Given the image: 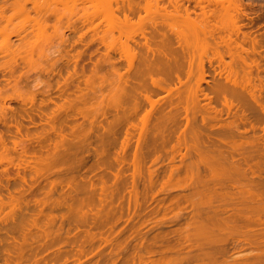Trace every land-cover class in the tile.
Masks as SVG:
<instances>
[{
	"label": "bare ground",
	"instance_id": "1",
	"mask_svg": "<svg viewBox=\"0 0 264 264\" xmlns=\"http://www.w3.org/2000/svg\"><path fill=\"white\" fill-rule=\"evenodd\" d=\"M144 1L146 4L142 6L138 2L135 3L134 0L133 1L132 0H13L10 4H5V5L0 6V20L1 21H4L6 18H8L7 19L8 23H11L13 21H17L18 19H20L19 17L21 16V18H23V19H21V23L23 22L25 24L26 23L27 24H29V23L30 24L31 23L36 24L31 28H28V27H21V28H15V27L13 28L12 27V28H9L8 25L0 28V38L2 39V41L0 42V57L6 58L8 56H11V59L8 58V60H5L2 63H0V100H4V101L13 100L11 97L12 95L11 96L7 95L9 89L14 91L15 93L19 92L18 94L20 95V92H21L20 89L23 87V84L24 83L27 84V82L24 81L25 76H26L25 73H27V72H25L24 74H20L18 72L20 71V68L22 65L25 66V64L28 65V64H30V62H31V64L34 62V56H35L34 53L36 52V49L38 47H40V50L38 48L39 56L37 54L36 55L40 59L42 57L43 59H46L48 61L47 64L45 63L46 65H44L45 67L43 68V70H41V73L43 71V73L47 75V76L45 75L47 77V80L46 81L44 80L45 84H43L46 87V89L44 91L38 93V94H32V95H34V97L30 100V103L32 104V106H35V109H31V111H28L27 108H24L22 111H19V110H15L11 107H7L4 105L0 106V126L5 127L4 130H2L0 127V162H1V160L4 161L3 157L6 158L7 155L11 156L12 155L11 152L17 153L18 156H20V158L22 157L23 160L25 157H28L30 152L31 153L32 152L34 153V151L36 152L37 148L34 146L36 143L34 141V139H36V140L38 139L37 140L38 144L37 143L36 144L39 145V147H40L38 149L41 150V156H42V151L45 150L46 152L49 153V154L47 153L46 156H49V157H50V154H51V156L54 157L57 154V152H59L58 154H60V156H61L60 152L62 150H65V149H62L60 151H59V149H61L63 147L64 142H65L64 146L66 144H70L69 141H68V143H66V141H67L66 139H68V138H80L83 135L85 136V138H90V136H91V138H93L91 133L93 134L94 132H96L95 130L98 131L99 129H102V131H103L99 135H96L97 138H111L113 141V138H118L117 135H119L120 129L122 128L120 126V124H122L121 122L122 121L123 122H129V120L133 119L134 120L133 124L136 123L135 122L136 116L138 117L139 114L142 113L144 110L143 109L144 105L142 106V104H145V107H147L145 101L146 102L148 101L149 102L148 105L150 104L149 107L151 106V108L147 109V111L145 110L146 112L145 113L143 112L144 114L142 113V117L140 115V117L142 119H141V123L140 124L138 123V125H140L141 127L139 128V131L135 130L136 132L137 131L139 132V133L137 132L139 135L138 136L139 139L137 142V148L136 149L134 148L136 150V152L134 151V153H133L134 154V157H133L134 161L132 160V162L134 164L133 163L132 164H133V166H135V168L141 167L146 162V158H147L146 156L148 155V152L146 151L147 154L145 156V152L143 151L144 147H147L148 149H154V151L159 150V148H160V150L162 151L165 149L166 144H167V142L165 143L166 140L163 141V144H165V146H163V148H162V144H161L162 142L160 141V139H161L160 138L159 139V141L161 142V143L159 142L160 147L157 149V147H158L157 141L158 140H156V138L153 139L155 137L156 131H155L154 127L149 128V126L150 127L152 126V122H151L152 119L158 118V121H159L158 115L161 114L159 112H161L160 108H162V106L159 104L162 100L160 101V99H158L160 102L157 101V103H156V101H153L155 98L152 96L154 94V92L152 94V91H150L151 92L150 93L151 97H150V95L148 93L149 91L147 90L148 88L146 85L147 84L146 81H148V80L146 78L148 77L149 80L152 79L150 82H152V84L156 88H158L156 90H159V92L161 89H164V88H166L168 90L167 91L166 89H164V92L165 91L168 92V93L165 92L167 94L166 96H164L165 99H169L167 97L168 95L173 96L176 93H178V94L180 93V95H181V94L185 93L184 91L181 93V90H183L184 88H187L190 85L191 80H189V79L185 80V79L181 78L180 71L182 68L184 69V66L186 64L188 66L187 73H188V75L191 74L192 73L191 69L195 67L194 63L196 62V60L198 58L197 54H196L197 57L196 58L194 57V54L192 53L194 51L193 48H195L196 46L202 47L204 52H205V53L203 52V54L206 57V56H208V53L210 51L213 53V50H211V48H213V49L216 48L214 46H216L217 44H218L217 45L218 48H219V46H225L226 45L230 48V50H229V48L227 47L228 52H230L229 53L230 56L235 55L234 58L232 57L233 59L231 58V60L233 61V60L237 59L235 57L240 52L239 51L240 45L238 43L240 41H238V40L240 38V35L243 34L242 39H243L244 43L248 42L250 45L249 54L246 52H245V54L249 55V59L251 62L249 63L248 61H246L247 58H245V57L247 55L245 56V54L243 56L241 55V57H238L239 59H237V60H241V62H242L241 65H243V66L245 64L247 65V62H248V65L250 64V66L245 65V67H248L250 69L251 72L249 71V69H248V71H249L251 76L248 77L249 73H248V76L246 75L248 72L247 71L245 73V75L249 79L248 78H247L248 80L244 79L246 76L242 79V76H244V74L240 75L237 72L239 69L235 68L236 67L235 65L240 64L241 62L236 60L239 63L234 61L236 63L235 65H232L231 62H230L231 64L230 63L226 64L224 59L226 58V56H227L226 54H228V53L226 52V54H224L226 56L223 58L222 57L223 53L221 52L222 53V56H221V53L217 48L218 52L216 51V49H215V51L219 54L217 55V53L215 52V55L213 58H215L216 55L217 56L220 55L219 56L220 65L218 66V69H214L213 72H215L216 75L221 78V80H219V77L216 76L220 83L222 81H224L226 83L217 85L216 88L213 90L216 91V94L223 95V96H225V98H227V95L229 94L231 96L240 98L241 100L243 98H245L247 96V93H248V95H249L248 98H250L252 101V104L250 106H247V108L244 107V109H242L243 108L242 107L240 110L239 108L241 106L239 107L237 105L239 107V108L237 107L238 108L237 109L236 106L229 103L232 101H228V102L225 101L226 104L224 103V105H226L225 107L227 109H225V107H224V109L227 110L229 115H228V113H226V114L230 117L231 112L235 113L234 108H236L235 111L236 110L238 111V112L236 111L238 113L237 116H239V113H240L241 117L243 116L242 119L238 118L239 120H242L241 123H244V121H245V124L248 123V125H250L249 129L246 128V130H245L246 133H250V131H251L256 136V135H258L257 132L261 131L263 134L261 136H259L260 135L259 134L258 135L259 137H256L255 139L253 137L254 140L249 139L250 149H249V147H248V149L250 151L248 153L247 148H245V147H247V145L245 143L246 142L248 143V141H246V142L243 141V142H245L244 143L245 145L243 144V142L241 140L238 141L235 138H233V140L229 138V141H227L226 137H225L226 140L223 138L222 139L220 138V136H222V135H220V133L217 134V135H219L218 137L220 139H216L217 137H212V136H215L216 133H218V132H215L217 127L214 130L215 126L213 127V125H210L209 122H208L209 126L212 127L210 129H213L212 130L213 135L211 134L212 136L209 134L211 132H208L209 135L206 134L207 133L206 128L203 129V131L200 130V131H196V132H194V130L196 129L194 126H193L194 130H193L192 126H191L192 129H191L189 124H192L193 120L191 122L190 119L193 116L197 117L198 116V110H200L198 108L203 106L201 104H200V106L198 105V101L200 100L199 99L200 94H199V96L197 94H198V92H200L198 89H200V87H202L200 85V83H202L203 80H204L203 82L206 81L205 76H207V74L205 75V73L208 72V71L205 72V70H204L206 68L203 65L204 61L200 60V62H197V63H199L198 65H200L201 68L200 67L198 68V66H196V69L198 68L197 72L193 71V73L195 74V72H196V75H198L197 73H199V71H201V70L204 73H202V72H200L202 74L199 73V76L200 75L201 76L199 77V81H197L198 87L197 88L194 87V84H193L194 91L196 89V92L192 93L194 95H192V96L188 95V96H190V98H193V100H191L192 103L190 101L191 104L188 103L189 104V106H188L186 104V101L189 102V99H187L185 96L184 99H187L185 101V103L183 102L180 104L177 103L178 105L176 104L177 107H179V105L184 104V107L182 106L183 107L182 109H184L185 112L183 110H181V108H180L181 106L179 108H177V107H175V105H174L173 111L176 108L177 110H179V109L181 110L182 115L186 114V116L183 115V117H180V118L181 119L183 118V120H185V119L187 120V124L189 125V129L191 131L193 130L191 132V134L193 133L196 136L195 138L201 136L202 133L203 134L201 137H203V135L206 134L207 138L210 137L211 139L214 140V141L213 140L210 141L211 142L210 144L214 145V146H211V148L213 147L215 150H218L221 153L213 150V148L211 149L209 144L207 145V143H205V141H203V145L206 144L205 145L206 147L209 146L210 150L211 151L213 150L212 151V152H214L213 156L219 154L218 156L211 157V156H209V154L206 155L205 151L208 152L207 150L209 148L205 149V151H203L204 152V154H203V153L199 152L195 147L190 146V149L192 147V149H191L192 151L194 149H196L195 152L197 151L200 153L198 155H197V152L195 153V155H197L196 157L200 158L199 159L200 161H198V159H197V161L199 163L195 160L197 162V164L195 163L196 165L194 164L195 168H196V169L194 168L195 172L199 173V171L201 170L200 166L201 167L203 166V169L207 173H203V174H201V176L196 175V177H197V178L195 177L196 179L194 177H193L194 179L192 178L193 181L191 183L192 184L191 187L192 188L195 187V184L197 186V189L195 191L193 190V193L198 191V189L200 188L199 186L204 187L202 189L200 188L199 193L196 192L194 195L196 197V195L199 194V196H200V198H198L199 200L197 199V201H195V200L191 201L190 197H188V200H185L186 199V195H185L184 202L187 201V203H189L190 206L185 207V205H182L179 202L178 204L182 205L181 209L178 207V204L176 203V201L177 202L182 201V199L180 200V197H178L175 199H179V200H176V201L172 200V201H175L174 203L177 204V207L179 208V210L182 213H185L186 211L189 213V215H188L189 218H188V221L186 223V227L173 231L174 234L177 235L176 242L173 244L170 243V238L166 234L165 235L161 234L160 236H156L155 239L148 244L144 243L145 242L144 239H141V238H143V236H142V237H140L141 241L139 243L141 246H139L138 248H140V247L145 248L147 246L148 250L146 251V253L148 255H152V254L154 255V254H156V251L152 250V248L160 246V241L163 242L164 240L166 241V239H167L168 245H166L165 250H163L160 253L161 258H158L157 260H153L152 264H264V175H263L264 174L263 173L264 172V126H263L264 125V103H263V97H262V93L264 92V77L261 76L264 73V32L263 33L261 32L262 34L260 37H258L257 35L252 36V34H250V36L247 37L245 33H242V29H243V27H245V24L242 23L243 19L248 18L247 6H249L251 8L252 4L246 3L245 0H144ZM64 2H66L65 5L66 4L68 5V3L70 5V3H72L73 6L72 5H70V6L73 7V9L69 5H68V7L64 6V4H63ZM191 3H194V5H195L194 8H191V6H190ZM62 4L65 8H67V11H69V8H71L72 9V10L70 9L71 12H68V13H67V11L66 12L64 11L62 13L59 12V10H58L59 6L58 5L62 6ZM196 9H198L199 12H197ZM6 10H13V13L10 16L5 15ZM142 11H144L146 13V16L141 15ZM32 12L36 13V17L32 16ZM121 14H123V18L120 17ZM134 16H137L136 21L133 19ZM224 16L231 18L232 20L231 19L230 20L228 19L229 21L226 20L227 23H224V21H223L224 28H222L223 26H221V21H222V18ZM17 17H18V19L15 20ZM2 19H4V20H2ZM24 19H25V21H24ZM97 20H101V22L106 21L109 24L108 34H110V36H111L110 42H112V39H113V41L116 40V38L114 36V34L116 32L119 33L118 40H120V39L122 40V38L123 39L125 38V42H122L123 43L122 46L124 47L125 51H124V53L122 52V54H120L119 59L117 58L118 60L116 59L115 56H113V54H116V51H115L116 45L115 44L118 42V40H117V42L114 41L115 44H113V42L110 44L109 42H106L105 39H103V38H100V39L95 38L94 34H96L97 32L100 31L101 24H102V23H98L95 25V22ZM223 20H225V19H223ZM18 21H20V20H18ZM51 21L56 23L55 25L53 24L52 27H53L54 32L56 33V34L54 33V35L58 36L60 39V47L63 48L65 50V52L68 54L67 56L63 55L61 58L54 60V61H51L52 53L50 54L48 52L49 54H45L48 50L46 52L44 51L45 53L40 52V51L46 50L45 48H46V46H48V45H46V43L47 44L51 43L50 39H51L52 34H50L51 35L50 36L49 32L47 30L49 27H51L50 26ZM231 21L233 22L231 25L232 28L230 27V29H227V26L228 27L230 26ZM65 23L67 24V27H66ZM77 23L81 24L82 27L88 26V28L86 29L85 33L82 32L78 36V40L76 39L71 44V43H69V38L66 36V32H71V33L75 34L79 31H81L82 27L79 25L76 26ZM148 23L151 25V27L153 29V36H151L150 38L146 37V33H148L147 28H146ZM63 24H65V27L63 26ZM160 27H163V28L160 29ZM27 32H30V33L32 32V34H35V36L37 35L36 36L37 39L34 40L33 42L32 41L31 42L30 41H24L22 39L23 38L22 35L24 33L27 34ZM89 32L93 33V38L89 41V43L87 42L86 46L89 47L92 45V43L99 42L101 45L105 46L106 52L96 62L92 63L91 67L87 68L85 65L80 66V60L85 55V51H75V53L71 54L70 50H72V49H70V50L67 49L68 48L67 46H68V44H70V47L73 48V50H75L74 46L75 45L77 46L78 43L84 42V38L87 36V34H89ZM13 36L20 39L22 41V43L20 42V44L18 46H15L16 44H13V41H12ZM234 36L236 38H233ZM137 37L144 38L145 42L144 43L138 42L136 40ZM40 43H42L46 46H44V47H43V45L38 46ZM219 43H220V45H219ZM222 43H224L225 45L224 44L221 45ZM233 43H236V46L234 44V48L238 47V45H239L237 52H236L237 48L234 49V48L230 47ZM122 46H120L121 49H123ZM208 47L210 48V50L207 49ZM41 48H43V50ZM117 48L118 47L116 46V49ZM120 48H118V49H120ZM231 49H234V50H231ZM196 50H198V49H196ZM241 50H243V49L241 48ZM206 52H208V53H206ZM23 53L26 54L27 56L23 57L22 56ZM41 53H43V54H41ZM28 55L32 56L29 58V60L25 59L28 57ZM12 56L16 57V58L13 59ZM43 56H45L46 58ZM18 58H19V60L21 59L20 61H22V62L24 61L23 62L24 64L22 62H19L17 60ZM181 58H183V60L186 61V63L181 61ZM216 58L218 59V57H216ZM123 61L126 62V64H127L126 69L123 68V65H124ZM201 62H203V64ZM21 63H22V65H21ZM212 64L213 63L210 61V66H212ZM32 65L30 67H32ZM38 67L39 66H37V68L35 67V69L38 70ZM107 67H110V69ZM213 67H212V70H213ZM41 68H42V66H41ZM107 69L109 71L111 70V72H113V73H114V71L115 72L116 71L117 72H119V71L123 72V70L121 71V69H125V71L121 74H119L120 72L119 73L116 72L117 76L119 74L122 79L126 78V80H124V82L119 79L121 82H123L122 85L124 87V89L122 90L123 92L121 93L122 95H120V96H123L126 94L128 95L129 92H130V95L132 93H134V95H135V94H137V90H139V95L141 96L142 93H144V95H142L140 98L138 96V100L141 103L142 102H144V103L139 104V101L136 98H133L134 100L136 99L138 102L135 100L137 103L135 102V104L132 107H130V106L123 107L124 104L122 102H120V103L118 102L119 105H117L115 107L114 106L112 107L109 105L108 107L106 106V107H103L102 109L99 108L100 110L98 108L94 109L95 112L92 111L93 109L89 110L88 108L87 109L86 108H81V109L76 108L74 106V103H73V101L75 99L72 100V98L70 97L72 94L69 92V88L71 87V85L73 83H76L75 80L78 81L80 84H81V80H82L83 84H85V83L88 84V81L92 79L93 75L92 76L90 74L86 75L87 72H90L93 74L95 73L97 75H94V76H98L103 70H107ZM199 69H201V70H199ZM235 69H238V70H235ZM206 70H207V68H206ZM241 70L243 71L242 68H241ZM245 70H247V69H245ZM33 71H34V69H33ZM63 71L68 72L69 77L68 78L66 77L64 82H61L59 78L61 77V74ZM244 71H243V73H244ZM187 73L185 76H187L188 78L189 77L192 78L193 74L188 76ZM80 75H81V80L79 78ZM196 75H194L193 78ZM209 75H211V73H209ZM238 75L241 77L240 78L241 80L239 79L241 82L243 80H245L244 82H246V83L242 82V83H244V85L248 83L246 86H244L246 88V91H248V92L244 91L245 88L244 89L242 88L243 84L239 83ZM253 75H255V76H253ZM55 76L57 78L59 77L57 79V82H56L57 90L59 92L57 97H58V99L63 97L61 99H63L64 101L62 102V104L57 103L56 109L54 111L44 112V109L46 107L49 108L50 103H55L53 98H52V94H53V90H54V85L52 84V79L55 78ZM84 76H85V78L88 76L87 79H85ZM154 76L155 77L156 76H162L163 78L165 76L167 78H170L169 80H171V82H173L174 79L176 78L179 85H180L179 86L180 89L178 90V88H179L178 83H177V88H176V82L174 85L175 88L168 89L167 87L163 86L164 84L162 81H164L166 83V81L164 80L165 78L162 79L159 77L160 79H162V80H160V79L158 80L162 84V85H160L159 82L157 80H155ZM203 76H204V79H203ZM120 77L118 76V78H120ZM28 78H29V76L26 77V79H28ZM76 78H78L79 80H77ZM195 78L197 79V76ZM83 79H85V81ZM145 79H146V81H145ZM213 79L215 80V78H213ZM217 79H216V81H217ZM27 81H29V80H27ZM188 81L190 83H188V85H186V82H188ZM208 82H210V81H208ZM215 82H214V84H215ZM41 83H44V82L42 81ZM61 83L62 84L64 83L63 87H61V85H60ZM79 83L77 85H75V87L79 86ZM81 85H80V87H81ZM181 85H182V87H184L183 89L181 88ZM185 85L187 87H185ZM247 86L250 87V88H248L249 90L247 89ZM168 87L170 88V86H168ZM190 87H191V85H190ZM190 87H188V89H190ZM129 88H130V90H129ZM211 88H213V87H211ZM77 89L81 90L82 87L81 88L77 87ZM127 89H128V91H127ZM144 89L147 91V93H146L147 95H145V92L143 91ZM208 89H210V88H208ZM237 89L238 90L241 89V90L238 91ZM131 90L132 91L135 90L136 93L131 92ZM140 90H141V93H140ZM170 90H171V92L174 91L173 92L174 94L169 93ZM176 90H178L180 92H177ZM161 91H163V90H161ZM187 91L188 90H186V93H188ZM191 91H193V90L192 89L189 90V94L191 93ZM208 91L210 92V90H208ZM242 91H244V93H242ZM74 92H75V90H74ZM245 93H246V95L244 97ZM162 94H164V93H162ZM171 94H173V95H171ZM205 94H206V92H205ZM210 94H211V92H210ZM40 95L47 96L49 98L47 100L42 99L40 103H37V98H39ZM134 95H132V96L135 97ZM137 95H136V97H137ZM155 95H156V93H155ZM178 96L179 95H177V97ZM196 96H198V97H196ZM202 96H201V99H203V97H204V96L203 97ZM214 96H212V97H214ZM217 96H215V97H217ZM143 97H144V99H142V101H141V98H143ZM155 97H157V96H155ZM207 97H209V94H208V96L206 94V96L204 98H206L210 101H211V99L213 100V98L209 99ZM17 98L15 100H17ZM151 98H153V100ZM130 99L131 100L128 102L134 103L132 98H130ZM161 99H163V98H161ZM128 100H129V98H128ZM143 100H145V101H143ZM196 100H197V102H196ZM217 100H218V98H217ZM243 100H245V99H243ZM243 100H242V102H243ZM21 101H24V103H26L27 100L26 101L21 100ZM182 101H184V100H181V102ZM205 101H207V100H205ZM172 102H173V100H172ZM199 103H201V102H199ZM163 104H164V102H163ZM207 104L210 105V103H207ZM207 104H204V105L208 106ZM155 105L160 106V108L157 106L159 108L158 112H157L158 108ZM190 105H192V106H190ZM206 106H203V107L206 109ZM209 107H208V109H209ZM162 109L165 110V108H162ZM195 109H197V112L195 111ZM202 109L203 108H201V111H202ZM224 109L218 110L212 106V107H210L209 110H207V112L203 109V112L205 111L206 113H208V111H211V112H214L216 114L219 113L218 116H220V114H221V117L223 119L222 114H225ZM113 110L117 114L116 120L119 121V125L115 124V120H113L114 123H112V121H111L112 117L111 118L107 117L110 113L111 114L114 113ZM164 110H162V113ZM87 111L93 112L96 115L97 114L100 116L103 115V116H101V118L104 117L105 119L106 118H108V120L110 119L109 123H107V125L104 126L105 122L101 119L102 125H100L99 124L100 117L98 115H97V117H99L98 122H95L96 121L95 119L97 118V117L94 118L95 116H93V117L91 116L92 118H89L91 121H89L87 118L90 117L89 114L93 115V113L89 112V114H88ZM173 111H172V113L170 112L171 116L175 114ZM191 111H192L193 116L190 115V117H189V114H191L190 113ZM201 111H199V112H201ZM23 112L27 115V118H29V120H31V121H34L35 116L37 115L41 120V124H40V125H42L41 130L36 131V132H32L30 130V128H27L26 132H23V128H24V124L22 122V119H24V115L22 114ZM175 112H177V111H175ZM71 113L73 114L72 115L73 120L74 119L76 120L77 116L79 117V115L80 116L82 115L81 117L84 116L83 117L84 119H87L89 123L91 122L90 126H89V123L86 124L87 120L84 121L85 123L82 121L79 124H77V123L74 124V126L73 125L69 126V120H70L69 118L71 117ZM196 113H197V115H195ZM206 113H205V115H207ZM163 114L166 117L167 116L166 114H169V112H164ZM163 114H161L160 120H161V117ZM156 115H157V117H156ZM176 115L177 114H175L171 118H170V115H168L166 117V119H168V118L172 119L173 118L172 120L174 122V120L176 119V118L174 119V117ZM228 116H227V118H228ZM165 117H162V119L163 118L165 119ZM177 117H178V115H177ZM208 117L209 116H206L205 119ZM180 118H179V120H180ZM214 118L216 119L215 116H214ZM214 118H212V119H214ZM220 118L217 117V119H216V121L218 123H220L219 121L222 120V119L219 120ZM92 119H94L95 121L94 120L92 121ZM202 119H203V117H202ZM224 119H225V117H224ZM231 119H233V117ZM231 119L230 120L228 119V120L230 122H233V120H231ZM139 120H140V118H139ZM176 120H178V119H176ZM208 120L210 121L211 119L208 118ZM110 121H111V123H110ZM180 121H182V120H180ZM223 121L225 122V120H223ZM223 121H222V124H223ZM229 121H227V123ZM161 122H163V121L161 120ZM183 122H182V124H180L181 126L180 125H176L175 127L171 126L172 129L174 128L173 129L174 131L171 130V127H169L170 131H173V132H170L173 135L176 134L174 132H178V131L181 132L180 133L181 135L178 136V134H177V136L180 140H183V139L185 140V138L182 139V137L186 136V133L184 135V132H186V131L190 132L189 130H186V129L183 132V129L186 127V126H184L185 122L184 123ZM206 122H207V119H206L205 123L203 122L204 123L203 125H206ZM81 123H84V124L82 125ZM95 123H97V125H99V126H96ZM159 123H160V121H159ZM165 123L166 122L164 121L161 124L164 125ZM133 124L128 125L129 128L126 132V138H131L133 134L136 135V132L134 131L135 133H133V130H132L131 131L132 133H131L130 129H135L136 127H139V126L137 124H136V126ZM187 124H185V125H187ZM193 124H194V122H193ZM235 124H236L237 129L235 127H234V129L237 130L238 132L233 129L234 130L233 134L231 133V130H230V133H228L229 132L228 129H232L233 126H235ZM237 124H238V122L237 123L234 122L232 124V127L230 126V128H229V126L226 125L228 127V129L223 128L225 126H223L221 124H219V125L222 126V128H223V129L221 128V130H227V133H228L227 135L232 134V137H233V135L237 134L238 136H240L239 134L244 133L243 132L244 130H242V133H241L240 129H239L240 127L242 129L243 126L242 125L240 126V124L239 125H237ZM261 124H263V125L261 126ZM85 125H87V126H85ZM122 125L124 127V124H122ZM167 125L162 126L163 128L165 127L164 129L161 128V129H163V131H160L162 134V137L165 135V129L168 128ZM229 125H231V124H229ZM183 126H184V128H181ZM178 127H179V129L181 128L182 130H179V129L177 130ZM12 128H15V132H12ZM169 128H168V131L166 129V133L167 132L169 133ZM175 128H176V131H175ZM152 129L154 130V132ZM83 130H86L87 133L83 134V135L80 134V137H79L78 134L80 132L82 133ZM209 131H211V130H209ZM162 132H164V135ZM219 132H223V131H219ZM157 133H159V132H157ZM168 133L166 134V136H168ZM170 133H169L168 137H170V136L175 137V135L173 136ZM182 133H183V136H182ZM199 133H200V135H199ZM214 133H215V135H214ZM234 133H236V134H234ZM18 136H20V137H18ZM84 136L81 138H84ZM8 137H10V138H8ZM11 137L12 138H20V139H19V141H16V140H12ZM206 137H205V140H206ZM52 138L55 140H52ZM58 138H62L65 140V141H63L61 139L63 144L61 143V141H57ZM148 138L153 140V142H151L152 144L150 143V141H148ZM203 138H201V140ZM210 138L207 140L209 141ZM164 139L165 138H162V140H164ZM199 139H200V137H199ZM43 140H44V143L46 141L47 144H42ZM68 140H70V139H68ZM100 140H101V142H103L102 139H100ZM108 140L106 142H108ZM129 140H131V139H129ZM207 140H206V142H207ZM231 140L232 141L235 140V142L238 141L239 143L238 142L236 143V144H238V147H240L241 145L239 146V144L242 143L243 144L242 146H244L243 150L246 149L248 154L246 153L245 150H244L245 154H243L241 152L243 150L238 148L237 145L235 144V142H232V144L230 143ZM51 141H54V142L57 141V142L51 143ZM91 141H93V140H91ZM104 141H105V139H104ZM48 142H50V143H48ZM124 142L125 141H123L122 142L123 144H121V146L123 145L122 147L120 145H118L121 147V149L123 148L122 149L123 154L126 150H128V149H126L127 146H128V148H130L129 143H131L132 141H130V142L127 141V142H125V144H124ZM11 143L13 144L12 146L10 145ZM40 143H41V145H40ZM108 143H110V142H108ZM181 143H182V141H181ZM97 144H99V143H97ZM102 144H104V143H102ZM149 144H151V145H149ZM249 144H248V146H249ZM90 145H92V143ZM185 145L188 148L187 140H186ZM60 146H61V148H60ZM217 146H219V149L217 148ZM222 146H226V147L228 146V147H230V149L232 148L231 150H233V151L231 152V154H228L230 150H227L226 154H225L223 149L222 150L220 149V147H222ZM132 147H133V145H132ZM67 148H69V147H67ZM147 148H145V149H147ZM222 148H224V147H222ZM109 149L110 150L107 149L108 151H110L108 153H111L112 147H110ZM191 150L187 149L186 154L185 153L183 154L180 152V157H178V158L176 157L177 155H174V154H178L179 152L173 153L172 154L173 156L171 155L172 158L170 156L171 162H174L175 159H176L175 160V162H176L177 159H179L183 163L186 159L188 160L189 157H191L189 159H192L193 153L191 154L192 156H189V152ZM66 151L67 150H65V153H66ZM93 151L91 153L92 155H93ZM100 151L103 152V150L100 149V150H98V153ZM38 152H39V150H38ZM96 153H97V151H96ZM209 153H211V152L209 151ZM235 153H237V154L235 155ZM123 154H121V156H123V157H121L122 161L124 160V157H125V155H123ZM155 154H157V155L160 154L161 156L160 155L157 156L154 160L151 158L153 160L152 163H154V164H151L152 165L151 169H152V167H154L153 165H155L157 162H159L162 159V155L168 157V155L164 154V151L161 153L160 152L158 153L156 151ZM94 155H95V153H94ZM103 155H106V154H101L98 156L101 157V159H102L104 157ZM60 156H56V157L60 158ZM98 156H96V157H98ZM7 157H9V156H7ZM13 157H14V155L11 158L13 160V163L11 160V162H9V164L11 163V165L13 164L14 166H17L18 168L17 167L16 168L18 170H21L22 164L23 165L25 164V160L23 163H22V159H20L21 162L14 163L16 161L13 159ZM49 157H47L46 159H49ZM59 158H57V159H59ZM108 158L110 160L114 159V157H108ZM7 159L8 158H6L5 161ZM36 160H37V158H36ZM104 160H105V158H104ZM125 160H127L126 157H125ZM125 160H124L123 165H122V161H121V163H118L116 160L111 161L112 163H110V164H112L111 165L112 167H113V165L115 167V163L117 162L119 165L121 164L124 167V164H126ZM129 160H130V158H129ZM129 160H127V162ZM9 161H10V159H9ZM97 161H98V159H97ZM166 161H168V163H169L170 160L166 159ZM27 162L29 164L31 161H27ZM44 162L45 161L43 160V163ZM105 162H107V159L105 160ZM108 162H107V164H108ZM193 162L194 161H192L190 164L192 165ZM39 163L42 164V161ZM39 163H37V161H36V165ZM99 163H95L94 166L96 164H99ZM30 164L29 165L26 164V166L31 167L32 165H30ZM41 164H40V166H41ZM107 164H104V167ZM198 164H200V165H198ZM13 165H12V167H13ZM36 165L34 167L32 166L33 167L32 169L35 168V171H36ZM176 165L178 166L179 164H176ZM3 166H4V163H3ZM96 166H98V165H96ZM108 166H107V168H109V169L112 168V167H110L109 164H108ZM143 166L145 167V165H143ZM156 166H158V163ZM99 167H101V163H100ZM23 168L29 169L28 167H23ZM91 168H92V166H91ZM181 168L183 169L184 167H181ZM191 168L192 167H190L189 170ZM6 169H7V167H6ZM11 169L12 168H10V171H11ZM103 169L104 168H102V171H104ZM120 169H121V166H120ZM123 169L124 168H122L121 170L123 171ZM139 169L141 170L144 168L142 167ZM151 169H150V171H152ZM182 169H180V166L179 167H176V166L170 167L171 172H169V174L173 173L174 171H179V173H180L181 171H183ZM18 170H16V171H18ZM37 170H39V168H37ZM94 170H96V169H94ZM155 170H157V168ZM186 170H188V168H186ZM233 171H234V173H233ZM40 172H42V170H40ZM134 172H136V170H134ZM138 172H140V171H138ZM148 172H149V170H148ZM153 172H154V170H153ZM35 174H37V171ZM154 174H155V172H154ZM174 174H173V176H174ZM205 174L206 175L208 174L207 178H206ZM233 174L234 175L237 174V175L234 176ZM248 174H249V176H247ZM203 175L205 176L204 178H206V180L205 179L203 180V177H202ZM9 176H11V175L7 174L6 178L9 179ZM19 176H22V175H20V173H19ZM121 176H122V174L120 175V177ZM135 176H136V174H135ZM134 178H136V177H134ZM11 179H13V178H11ZM241 180H244L245 182H243ZM5 182H7V181H5ZM24 182H26V181L24 180ZM27 182H28V180H27ZM194 182H195V184L193 186ZM1 183H3V182H1ZM10 183H11L10 185H13L12 182H10ZM6 184L8 185V182ZM8 187H9V185H8ZM152 187H153V185H151V188ZM10 188H11V186H10ZM10 188H9V190H10ZM5 189L7 191V188L4 187V189H3L4 192L6 193ZM0 190H2V189H0ZM141 190H143V188ZM165 190L166 189H164V191ZM185 190H186V188H185ZM7 194H8V191H7ZM154 198H155V196H154ZM150 200H152V198ZM145 201L147 202V198ZM137 203H139V202L137 201ZM137 203H135V204H137ZM148 203H149V199H148ZM171 204H172V202H171ZM171 204L169 205L171 207H169L168 205H165V208H162V209H164L163 214H166V213L168 214V213H170V211L174 212L175 208L178 211L176 213L181 214V212L177 209L176 205L174 204L175 208L173 206V208H174L173 209ZM88 205H89V203H88ZM138 205L137 206L135 205V207H138ZM143 205H144V203H143ZM169 208H171V209H169ZM141 209L143 210V208H141ZM138 210H140V209H138ZM156 210H158V209H156ZM159 212H160V210H159ZM175 214L173 217H175ZM177 214H176L177 217H175L177 220L175 218L171 217L169 219V220H171V222L167 223V222H165L164 219H162V221L160 219H158L157 221H160V222L153 221V223H155V227H160V226L164 227V226H168V224H169V226H171L172 223H174V222L177 223V222H179L178 219H180L181 217H184L183 214H182L183 216H181L180 214H178V215ZM183 219H185V217ZM112 220H113V218H112ZM129 220H131V219H129ZM169 220L167 219V221H169ZM173 220H175V221H173ZM106 221L108 222V220H106ZM147 221L149 222V220L145 219V221L143 223H141L143 227L145 226V224L147 225ZM150 222H151V219H150ZM141 227H140V229H141ZM139 236H140V234H139ZM130 237L131 236H129V238ZM136 237H138V236H136ZM168 238H169V240H168ZM105 240L107 242H109L110 239L108 240V238H106ZM111 241H112V239H111ZM109 243L114 244L113 241H112V243L111 242H109ZM125 244L127 245L128 243H125ZM139 244H137V245H139ZM123 245H124V243H123ZM120 246H121V244H120ZM121 247L123 248V246H121ZM121 247H119L118 250L121 249V251H122L123 249ZM127 247H129V246H127ZM124 248H125V246H124ZM246 248H248L250 250V251H246L247 253L244 250ZM170 252L171 253L175 252L176 255L175 256L164 255V254H167ZM22 253L24 255V251ZM16 254L17 255L20 254V251L17 252ZM35 254L37 255V253H35ZM117 254H118V252H117ZM23 255L21 254L20 259L23 257ZM136 255L139 259L138 260L139 263L136 261L137 259L135 260L136 256H134L133 259L131 258L132 261L130 260V262H134L133 264H136L135 262H137L138 264H147L144 255H142V254H136ZM16 257L18 258L19 256H16ZM116 257H118V255ZM116 257L115 256L113 257L114 260ZM114 260H112V261H114ZM124 261H125V263L123 262L124 264H128L129 259L124 258ZM115 262L116 261H114L113 263H115ZM37 264H38V262H37Z\"/></svg>",
	"mask_w": 264,
	"mask_h": 264
},
{
	"label": "rangeland",
	"instance_id": "2",
	"mask_svg": "<svg viewBox=\"0 0 264 264\" xmlns=\"http://www.w3.org/2000/svg\"><path fill=\"white\" fill-rule=\"evenodd\" d=\"M12 1L13 0H0V6L5 5V4H10ZM142 2H143L144 5L146 4L144 0H142ZM245 2L248 3V4L252 3V7L250 8L249 6H247L248 18L243 19L242 23L245 24V27H243L242 33H245L247 37L250 36V34H252V36L257 35L258 37H260L261 34L264 32V18L261 17L262 15H264V0H245ZM65 3L66 2L63 3L64 6L68 7L69 3H68V5L67 4L65 5ZM63 4H62V6L58 5L59 6L58 10L61 13L64 12V11L65 12L67 11V8H65L63 6ZM70 5H72V3H70ZM190 6H191V8H194L195 5H194V3H191ZM71 8L73 9V7H71ZM71 8H69V11H67V13L71 12L70 11ZM196 11L199 12L198 9H196ZM12 13H13V10H6L5 15H9L10 16ZM141 15L142 16H146V13L144 11H142ZM32 16L36 17V13L32 12ZM18 17L15 20H17ZM120 17H121V15H120ZM225 17L226 16H224L222 18L221 26H223L224 23H227L226 20H228V19L230 20L231 19V18H228V17L225 18ZM19 18L20 19H18V20H20V21L17 20V21H13L11 23H8V20H7L8 18H6L5 20L2 19L4 21L0 20V28L4 27L6 25H8L9 28H12V27L13 28L14 27L15 28H21V27L31 28L34 25H36V24H33V23H31V24L30 23L29 24H27V23L25 24L23 22L21 23V19H23V18H21V16ZM223 19H225V20H223ZM24 21H25V19H24ZM223 21H224V23H223ZM98 23H102V24H101L100 31L97 32L96 34H94L95 38H98V39L103 38V39H105L106 42H109L110 44L113 42V44H115V42H117V40H118L119 33L116 32L114 34V36L116 38V40H114L115 42L113 41V39H112V42H110L111 41L110 40L111 36H110V34H108L109 24L106 21L101 22V20H97L95 22V25L98 24ZM232 23L233 22L231 21V24H230L229 27L227 26V29H230ZM53 24L55 25L56 23L51 21V23H50L51 27H49L47 29L48 32H49V35L52 34V36L50 35L51 36V39H50L51 43H49V44L46 43V45H48V46H46V45H44L42 43H40L38 45V46H42L43 45V47L46 46V48H45L46 50H43V48H41L43 51H40V52H44V51L46 52L48 50L46 53L45 52L44 53L45 54H49V53L51 54L52 53L51 61L57 60V59L61 58L63 55H65V56L68 55L65 52V50L60 47V39H59V37L54 35L55 32H54L53 27H52ZM65 24H63L64 27H65ZM77 25L80 26L79 23H77ZM66 27H67V24H66ZM150 27H151V25L148 23L147 24V28H150ZM87 28H88V26L82 27L81 31H79V32H77L75 34L71 33V32H66V36L69 38V43L72 44L76 39L78 40V36L82 32L85 33ZM160 28L162 29L163 27H160ZM222 28H224V26ZM36 36H35V34H32V32L31 33L27 32V34L24 33L22 35V37H23L22 39L24 41H30V42L32 41L33 42L34 40L37 39ZM92 38H93V33L89 32V34H87V36L84 38V42L78 43L77 46L76 45L74 46L75 50H73V48L70 47V44H68V46H67L68 47L67 49H69V50L72 49V50H70L71 54L75 53V51H85V55L80 60V66L85 65L87 68L91 67L92 63L96 62L106 52L105 46L101 45L99 42H94V43H92L91 46L87 47L86 46L87 42L89 43V41ZM233 38H236V37L234 36ZM242 38H243V34L240 35V38L238 40V41H240V42H238L239 45H240V48H239V45H238V47H236L237 49L234 48V44L236 46V43H233L230 46L231 48L236 49V52H237V50L239 48V51H240V52L238 51L239 55L236 53L238 56L236 55V57H235L237 59H239L238 57H241V55L243 56L245 54V52L248 53V54L250 52L249 43L248 42L244 43ZM136 40L138 42H141V43L144 42V40L141 39V37H137ZM1 41H2V39L0 38V42ZM12 41H13V44H16L15 46H18L20 44V42L22 43V41L20 39H18L17 37H14V36L12 37ZM122 42H125V38L124 39L122 38V40L121 39L118 40V42L115 45L118 48H120V46H122V44H123ZM223 44L224 43H222L221 45H223ZM217 45L214 46L216 48H214V49L211 48V50H213V53L211 51H210L211 53L209 51H208L209 53L206 52V53H208V56H206V57L203 54L204 50H203L202 47H199V46L197 47L196 46L195 48L198 49V50H196L195 48L192 47L194 49V51H195V52L194 51L192 52L194 54V57L196 58L197 57L196 54L198 55L197 60L195 59L196 62L194 63V66H195L194 68L196 69V66H198V68L199 67L201 68V66L198 65L199 63H197V62H200V60H202V61H204V64H203V62H201V63L207 68V70H206V68L204 69L205 72L208 71L207 73H205V75L207 74V76H205V78H206L205 80L206 81L203 82L204 81L203 80L202 83H200V85L202 87H200V89H198L200 91L197 94L198 96L200 94V98H199L200 100L198 99L199 100L198 101V105L200 106V104H201L203 106H206L204 104H207V103H210V105L207 104L208 106H206V109L203 106L199 107L198 109H200V110H198V116L197 117L193 116V114H192L193 110H192L190 112L191 114H189V117H190V115H192L193 117L191 116L192 118L191 119L189 118V119H190L191 122L193 120L194 124L192 122V124H189V125H190V127L194 126L196 128L194 130V127H193L194 132L200 131V130L203 131V129L206 128V131H207L206 134H208V132H211V133H209L211 135L213 129H210V128H212V127L209 126V123H210V125H213V127L215 126L214 130L217 127L215 132H218V133H216V135L219 134V133H220V135H222V136H220L221 139L222 138L225 139V137H226L227 141H229V138L232 139V140H233V138H235L238 141L241 140L242 142L243 141H245V142L248 141V143L247 142L246 143L243 142V144L245 143L247 145V147H245V148H247L248 153H249V151H250L249 150L250 149V144H249L250 141H249V139L252 140L253 137L255 139L256 137L261 136L263 133L261 131L257 132L258 135L260 134L259 136L258 135L255 136V134H253L251 131H250L251 134L250 133H246L245 130H246V128L249 129L250 125H248V123L245 124V121H244V123H241L242 120H239V119H242L243 116L241 117L240 113H239V116H237V114H238L237 112L238 111L237 110H236L237 112L235 111V109L238 106L239 107L241 106L240 108L238 107L241 110L242 107H243L242 109H244V107L247 108V106H250L252 104L251 99L248 98V96H249L248 93H247L246 97H245L246 93L244 94L245 98H243V99H245V100L242 99L243 100V102H242V100L240 98L231 96L229 94L227 95V98H225V96L218 95V94H216V91L213 90V89L216 88L217 85L226 83L224 81H222L220 83L219 80H221V78L219 76H217L215 72H213L214 69H218V66L220 65V63H219L220 62V59H219L220 55L217 56L219 54V53H217L218 50L220 51V53L221 52L223 53V56H222V53H221V56L223 58L227 55L226 58L224 59L226 64L231 62L232 65H235L236 63L234 61L237 60V59L233 60V61L231 60V58L232 57L234 58L235 55L234 56H230V54H229L230 52H228V49H227L228 46H226L224 44L225 46H219V48H218ZM219 45H220V43H219ZM116 46H115L116 54H113V56H115L116 59L117 58L119 59L120 54H122V52L124 53L125 50H124L123 46H122L123 49L120 48L121 50L118 49V48L116 49ZM38 48L40 50V47H38ZM38 48L36 49V52L34 53L35 56H34V62H33L34 64L32 63L33 65L30 62L32 59L29 61L30 64H28V65L25 64V66L22 65V63L24 61L22 62V61H20L21 59L20 60H19V58L17 59L19 62H22L21 65L23 66V67L21 66L20 71L18 73H20V74H24L25 72L28 73V74L25 73L26 76H25V79H24V81L27 82V84L24 83L23 87L21 88L22 90L20 89V91H21L20 95L21 96L18 94L19 92L15 93L14 91L9 89L7 95H10V96L12 95L11 97H12L13 100H9V101L0 100V106L4 105V106L11 107V108H13L15 110H19V111H22L24 108H27L28 111H31V109H35V106H32V104L30 103V100L34 97V95H32V94H38V93H40V92H42V91H44L46 89V87L43 84H45V81L47 80V77H46L47 75L44 74L43 71L41 73V70H43V68L45 67L44 65H46L47 62H48L46 59H43L42 57L40 59L38 57L39 56ZM217 48H218V50H217ZM241 48L243 50H241ZM207 49L210 50L209 47ZM215 49H216L217 52L215 51ZM234 49H231V50H234ZM229 50H230V48H229ZM215 52L217 53V55L215 56V58L218 57V59L216 58L217 60L215 58H213L214 55H215ZM226 52L228 54H226ZM41 54H43V53H41ZM224 54H226V55H224ZM248 54H245V56L246 55L248 56V57L247 56L245 57V58H247V60L245 58L244 59L250 63L251 61L249 59V55ZM22 56L26 57L27 55L23 53ZM30 57H32V56L28 55V57L25 58V59L29 60ZM43 57H45V56H43ZM8 58L11 59V56H8L6 58L5 57H0V63H2L5 60H8ZM14 58H16V57H13V59ZM181 61L186 63V61H184L183 58H181ZM210 61L213 63L212 66H210ZM237 61L241 62V60H237ZM248 62H247V65L245 64L246 66H250V64L248 65ZM237 63H239V62H237ZM241 64H242V62L240 64H236L235 68H238L239 70L238 69H235V70H238L237 72L240 75L244 74V76H242V79H243L246 75L248 76V73H249L250 69L248 67H245V65L243 66ZM31 65H32V67H30ZM126 65H127L126 62H124L123 68L126 69V67H127ZM34 66L36 68H37V66H39L38 70L35 69ZM41 66H42V68H41ZM212 67H213V70H212ZM107 68L110 69V67H107ZM194 68H192L193 70L191 69V72H192L191 74H193V76L196 75V72H197V69H198L197 68L195 70ZM241 68L243 69V71L245 69H247V70H245L244 73H243ZM33 69H34V71H33ZM125 69H121V71L123 70V72H124ZM184 69L182 68L181 71H180L181 78H183L185 80H188V79L191 80L190 82L192 84L189 81L186 82V85H188V83H190L191 87L189 85L188 87H190V89H188V87L186 85H185V87H187V88H184L181 85V88L182 89L184 88L183 90H181V93L183 91L185 92V93H183L181 95H180V93L179 94L178 93L174 94L173 93L174 91L171 92V90H170L169 93H173L174 95L173 94H171L173 96L168 95L167 97L169 99H165L164 98V96L167 95L166 93H168L166 91H165L166 93L164 92V89H166V88L163 87L164 89H161L163 91L160 90V92H159V90H156L158 88H156L152 84V82H150L152 80L151 78H150L151 80H149V78L147 77L146 79L148 81H146V79H145V81L147 83L146 85H147V88H148V89L147 88L146 89L149 91L148 92L149 95L151 93L150 91H152V94L154 92V94L152 96L155 99L154 100H153V98H151V99L153 101H156V103H157V101L160 102L162 100L160 102V104L159 103L158 104L161 105L162 108H165V110L160 108V106L155 105L156 107L158 106L160 108L161 112H159V113L163 114L164 112H169V114H166V115L167 116L170 115V118L173 117L175 114L178 115V117H177V115L174 117V119L176 118L178 120L175 119L174 122H173V120H172L173 118L172 119H170V118L166 119L167 116L165 117V115L163 114L162 117H165V119L164 118L162 119V117H161V120L163 122L165 121L166 123L164 125H162L161 123H163V122H161V120H160V116H161V114H160V115H158L160 123L158 121V118L157 119L154 118L151 121L152 122V126L150 127L148 125L149 128L154 127V129L156 131L155 132L156 133L155 137L154 138L152 137V138L153 139L156 138V140H158L157 141L158 142L157 149L160 147V143L161 142H162L161 143L162 144V148H163V146H165V144H163V141L166 140L165 143L167 142L166 147H165L164 150L161 151L160 148H159L160 151L159 150H156V151L158 153L159 152L161 153V152L164 151V154L168 155V157L162 155V159L159 162H157L158 166H156L157 165V163H156L155 165H153L154 167H152V169H151V166H152L151 164H154V163H152L153 160L157 156L160 155V154L159 155L155 154L156 151H154V149H148L147 147H144L143 151L145 152V156H146V154L148 152V155L146 156L147 157L146 158V162L148 164L146 162L143 164V165H145L146 168L143 165L141 167L135 168V166H133L134 163L132 162V160L134 161V158H133L134 154L133 153H134V151L136 152L135 149L137 148V142H138V139H139V137H138L139 136L138 135L139 132L138 131H139V128L141 127L140 125H138V123L139 124L141 123L142 113L143 112L145 113L147 111V109L151 108V106L149 107L150 104L148 105V103H149L148 101L146 102L145 100H143V101H145L146 106L148 107L147 108V107H145V104H142L144 102L141 103L138 100V96L140 98L142 95H144V93H142V95L140 96L139 95V90H137V94L138 95L137 94L134 95V93H132L130 95V92H129L128 95L126 94V95L120 96V95H122L121 93L123 92L122 90L124 89L122 83L124 82V80H126L125 77H124L125 79H122L120 77L119 74L123 73V72H120V71H119L120 73L116 71L117 73H119L118 76L120 78H118V76L116 75V72L114 70L113 71H114L115 74L113 72H111V70L109 71L107 69V70H103L102 72L100 71L101 73L98 76H94V75H97L95 73L93 74V73L87 72L86 75H88V74H90L91 76L93 75L92 79L88 81L89 85L86 84L85 82H84L85 84H83V82L81 80V75H80L79 78L81 80V84L82 85L78 81L75 80L76 83H73L71 85V87L69 88V92L72 93L71 96H70L72 98V100L75 99L73 101V103H74V106L76 108H80V109L81 108H86V109L88 108L89 110L93 109L92 111L95 112L94 109H97V108L98 109L99 108L102 109L103 107H106V106L108 107L109 105L112 106V107L113 106L115 107V106L119 105L120 102H122L124 104L123 107H128V106L132 107L135 104V102L138 100L139 104H142V106L144 105L143 106L144 110H143L142 113L139 114L138 117L136 116V119L134 118L136 120L135 121L136 123L133 124V121H134L133 119L129 120V122H123L122 121L121 123L124 124V127H123L122 124H120V126L122 128L120 129L119 135H117L118 138H113V141H112L111 138H97L96 137V135H99L100 133L103 132L102 129H99L98 131L95 130L96 132H94L93 134L91 133L93 138H91V136H90V138H85V136L83 134H86L87 131L83 130L82 133L80 132L78 135L80 137V134H81V135L84 136V138H81L83 136H81L80 138H68L70 140L66 139L67 140L66 143H68V141H69L70 144H66L65 146H64L65 142H64V144L62 143V140L63 141H65V140L62 139V138H58L57 141H61V143L63 144L62 148H61L62 145L60 146L61 149H59V151L62 150V149H65L67 151L65 153V150H62L60 152L61 156H60V154H58L59 152H57V154L54 157L51 156V154H50V157H49V156H46L48 152H46L45 150H44L45 152L42 151V156H41V150L38 149L40 147H39V145H37L38 144L37 143L38 139L37 140L34 139V141L37 144L35 143V145L34 144L33 145L37 148V151L36 152L34 151L35 154L33 152L32 153L30 152L28 157H25V158L23 157L24 160H25V164L24 165L22 164L21 170H18L17 166H14L12 164L13 165V167H12L11 163L9 164V162H11V160H12L11 158H12L13 155L15 157V158L13 157V159L16 161L14 163L21 162L20 159H22V157L20 158V156H18L17 153H14V152L12 153L11 152V154H12L11 156L7 155V156H9V157L6 156V158H8L7 159L8 161L7 160L5 161L6 158L3 157L4 161L1 160V162H0V165H1L0 166V181L3 182V183L0 182V189H2V190H0V264H37V262H38V264H124L125 263L124 258L129 259L128 264H133L134 262H130L131 258L133 259V257L136 256L135 260L137 259L136 260L137 262L139 260L136 254L144 255L147 264H152L153 260H157L158 258H161V254L160 253L163 250H165L166 245H168L167 239H166V241L164 240L163 242L160 241V246L152 248V250L156 251V254H154V255L153 254L152 255H148L146 253V251L148 250L147 246L145 248H141V247L138 248L139 246H141L139 243H140L141 239H144V241H145L144 243L148 244V243L152 242L155 239L156 236H160L161 234L162 235L166 234L167 236H169L170 243L173 244V243L176 242L177 235H175L173 231L178 230L180 228L186 227V223H187L188 218H189V216H188L189 213L187 211L185 213H182L179 210V208L180 209L182 208L181 207L182 205H185V207L186 206L187 207L190 206L189 203H187V201L184 202L185 195H186V199L185 200H188V197H190L191 201L192 200L197 201V199L200 198V196L198 194V195H196V197H197L196 198L194 196L195 193L196 192L199 193L200 188L201 189L204 188L202 186H199L200 188L198 189V191L193 193V190L195 191L197 189V186H196L195 182L193 183V186L195 184V187H193L194 189L191 187L192 186L191 183H192L193 179L196 177V175L201 176V174L207 173L203 169V166L202 167L200 166L201 170L200 169H199L200 171L198 170L199 173L195 172V169H196L195 165L197 164L198 161H200L199 160L200 158H197L196 156L198 154H200L199 152L204 154L203 151H205V149L209 148V146H210V148H211V146H214V145L210 144L211 143L210 141H212L213 139H211L210 137L207 138L205 133H204L205 135H203V137L205 136L206 140L210 138V140L209 141L207 140V142L205 140V137L204 138L201 137L203 133L201 134V136H199L200 139H199V137H197L198 139L195 138L196 136L193 133L191 134V132L193 130L191 131L189 129V125L187 124V120L185 119L186 117L184 118L185 120H183V118L182 119L180 118V117H183V115H184V114L182 115V112H181V110L184 111V109H182L184 107V104L183 105H179V107L181 106L180 107L181 110L180 109L177 110L175 108V110L173 111L174 105H175V107H177L178 104L183 103V102L185 103V101L187 99H189V102L186 101V104L188 106H189V104L192 103L191 100H193V98H190V96L194 95L192 93L196 92V89L194 91L193 88L194 87H196V88L198 87L197 86L198 85L197 81H199V77L201 76V75L199 76V73L200 72L204 73L201 69H199L201 71H199V73H197L198 75H196L197 79H198L197 80L195 78L196 76L194 78H193V76H192V78H190V77L188 78L187 76H185L187 71H188V66L186 64L184 66ZM248 69H249V71H248ZM193 71H196L195 74L193 73ZM246 72H247V74L245 75ZM202 73H200V74H202ZM209 73H211V75H209ZM191 74H189V75H191ZM27 75L29 76L28 79H26V77H28ZM187 75H188V73H187ZM255 75H253V76H255ZM56 76H55V78L52 79V84L54 85L52 98H53L55 103H50L49 108L46 107L44 109V112L54 111L56 109V104L57 103L62 104V102L64 101L63 99H61L63 97H61L60 99H58V97H57L59 92L57 90L56 82H57V79L59 77L57 78ZM162 76H156V77L154 76V78L157 81L160 78H162V79L165 78L164 80L166 81L167 84L164 81H162L163 84H164L163 86L167 87L168 89L175 88L174 85H175V82H176V88H177L178 81H177L176 78L174 79L173 82H171V80H169L170 78H167L165 76L163 78ZM216 76L219 77V80L217 79ZM247 76L244 79H247L248 77H250L251 76L250 73H249V76L248 77ZM261 76L264 77V73ZM66 77L67 78L69 77L68 72L63 71L62 74H61V77L59 79H60L61 82H64ZM87 77L85 78V76H84L85 79H87ZM213 78H215V80ZM240 78L241 77L238 75V80ZM76 79L79 80L78 78H76ZM85 79H83V80L85 81ZM119 79L122 80L123 82H121ZM162 79H160V80H162ZM203 79H204V76H203ZM216 79H217V81H216ZM27 80H29V81H27ZM207 80L210 81V82H208ZM240 80H239V83L243 84V87L241 85L240 86L244 89L245 88L244 86H246L248 83L244 85V83H246V82H244L245 80L242 81L244 83H242ZM42 81L44 83H41ZM158 82H159L160 85H162L160 81H158ZM214 82H215L216 85L214 84ZM78 83H79V86H77V87L78 88L82 87L81 90H79V89H77V87H75V85H77ZM63 84L62 83L60 84L61 87L64 86ZM193 84H194V87H193ZM80 85H81V87H80ZM167 85L170 86V88ZM179 86L180 85L178 83V87ZM211 87H213V88H211ZM203 88L204 89L206 88V89L204 90ZM208 88H210V89H208ZM248 88H250V87L247 86V89ZM179 89H180V87L178 88V90ZM191 89L193 91H191V93L189 94V90H191ZM74 90H75V92H74ZM129 90H130V88H129ZM178 90H176V91L180 92ZM186 90H188L187 91L188 93H186ZM208 90H210L211 94H210V92ZM240 90H238V91H240ZM127 91H128V89H127ZM143 91L145 92V95H147L146 94L147 91L145 89ZM201 91L202 92L204 91V92L202 93ZM244 91H246V88H245ZM244 91H242V93H244ZM131 92H135L136 93L135 90L134 91L131 90ZM205 92H206L207 96L209 94V97H207V98H209V99L213 98V100L211 99V101H210V100L204 98L206 96ZM246 92H248V91H246ZM140 93H141V90H140ZM155 93H156V95H155ZM162 93H164V94H162ZM132 95H134L135 97H133ZM136 95H137V97H136ZM177 95H179V96L177 97ZM188 95H190V96H188ZM214 95L215 96L218 95V96L215 97ZM155 96H157V97H155ZM185 96H186L187 99H184ZM198 96H196V97H198ZM201 96L203 97V99H201ZM212 96H214V97H212ZM150 97H151V95H150ZM262 97H263V103H264V92L262 93ZM16 98H17V100H15ZM19 98L21 100H25V101L27 100L26 103H24V101H21ZM48 98L49 97H47V96L40 95L39 98H37V103H40L42 99L43 100H47ZM128 98H129V100H128ZM130 98H132L134 103L133 102H128V101L131 100ZM133 98H136L137 100L135 99L136 100L135 101ZM161 98H163V99H161ZM217 98H218V100H217ZM142 99H144V97L141 98V101H142ZM158 99H160V101ZM172 100H173V102H172ZM181 100H184V101L181 102ZM205 100H207V101H205ZM190 101H191V103H190ZM225 101H227V102L228 101H232V102H229V103H231L232 105L236 106V108H234V112L236 114L231 112V116H230L231 118L233 117V119H231L228 116L229 113L227 112V110H225V109H227L225 107L226 105H224V103L226 104ZM163 102H164V104H163ZM196 102H197V100H196ZM199 102H201V103H199ZM190 106H192V105H190ZM209 106L210 107L213 106L215 109H218V110L219 109L220 110L224 109V107H225V109H224L225 114H222L223 119L221 117V114H220V116H218L219 113L216 114V113L211 112V111H208V113H206L207 110L210 109ZM179 107H177V108H179ZM208 107H209V109H208ZM159 108H158L157 112L159 111ZM201 108H203L206 111V112L205 111L204 112L207 115H205V113L203 112V109L201 111ZM162 110H164L163 113H162ZM172 111L175 114L171 116ZM175 111H177V112H175ZM195 111L197 112V109H195ZM199 111H201V112H199ZM89 112L90 111H87L88 114H89ZM93 112H90V113H93ZM226 113H228V115ZM22 114L24 115V117L27 118V115L24 112ZM72 115L73 114L71 113V117L69 118L70 120L68 119L69 120V126H72V125L74 126V124H76V123L79 124L80 122H82V121L84 122L87 119L89 121H91L89 118H92L93 116H95L94 118H96L98 114L97 115L94 114V113H93V115L89 114L90 117H88L87 119H84L83 118L84 116L81 117L82 115L81 116L79 115V117L77 116L76 120L75 119L73 120ZM140 115H141V117H140ZM195 115H197V113ZM98 116L100 117V120L102 119L105 122V125L103 124L104 126H106L107 123H109L110 119L108 120V118H111V117H112L111 118L112 123H114L113 120H115V124L119 125V121L116 120L117 114H116L115 111H114V113H112V114L110 113L107 116L108 117V118H106L107 120L104 117L101 118V116H103V115H101V116L98 115ZM184 116H186V114ZM206 116H209L208 118L211 119V120L209 121L208 118H206L207 119L206 125H203L205 123V121H206V119H205ZM214 116L216 117V119H217V117H219V118L221 117L219 120H221V119L222 120L221 121L218 120L220 123H218L216 121ZM227 116H228V118H227ZM99 117H97L98 119L97 118L95 119L96 121L94 119H92V121L94 120L95 122H98ZM156 117H157V115H156ZM202 117H203V119H202ZM224 117H225V119H224ZM139 118H140V120H139ZM179 118L182 121H180ZM212 118H214L215 120L212 119ZM228 119L229 120L230 119L233 120V122H230ZM88 120L86 121V124L89 123ZM100 120H99V124L102 125V120L101 121ZM223 120H225V122ZM111 121H110V123H111ZM222 121H223V124H222ZM227 121H229V122L227 123ZM22 122L24 123L25 126L30 127V130L32 132L39 131L42 128V125H40L41 124V120H40V118L37 115L35 116V120H34V123L37 124L36 127L33 125V123L31 121L22 120ZM182 122L184 123V126H186V127L188 126L187 127L188 129L186 127L184 128V126L181 127V128H184L183 132H184L185 129L190 131V132H188V131L184 132V135L186 133V136L182 137V139L185 138V140L184 139L180 140L178 138V136L181 135L180 134L181 132H179V131L178 132H174V133H176V134H174L176 138L172 137V136L168 137L169 133L174 131L173 130L174 128L172 129V127L173 126L175 127L176 125H180V124H182ZM234 122L235 123L238 122L237 125H239L241 123L240 126L242 125L243 127L241 129V127L239 126L240 127L239 129H240L241 133H242V130H244L243 131L244 133H242L243 135L238 133L240 135V136H238L236 133H234L236 135H233V137H232V134H233V132L235 130L234 127L236 128V124H235V126H233L232 129H228L227 126H229V128H230V126L232 127V124ZM84 123H81V124L83 125ZM90 124H91V122L89 123V126H90ZM129 124H133L135 126L137 124L139 127H136L137 129L136 128L135 129H130V132L133 130V133H135L136 132L135 130H138L137 131L138 133L136 132V135L133 134L131 138H126V132H127L128 128H129V126H128ZM160 124L162 126H165V125L168 124L167 125L168 128L172 126L171 130H173V131H170V128H169V133L167 132L168 136H166V134H167L166 133V129L168 131V128H166L165 129V135H164V132H162L163 135H164L162 137V134H161L160 131H163V129L165 127L163 128ZM185 124H187V125H185ZM219 124L225 126L223 128H227L228 131H229L228 133H230V130H231L232 134L227 135L228 134L227 130H221L222 126H220ZM229 124H231V125H229ZM95 125L99 126V125H97V123H95ZM262 125L263 124H261V126ZM85 126H87V125H85ZM0 127H1L2 130L5 129V127H3V126H0ZM179 127L177 128V130L179 129ZM192 127H191V129H192ZM161 128H163V129H161ZM181 128L179 130H182ZM209 130H211V131H209ZM175 131H176V128H175ZM219 131H223V132H219ZM235 131H237V130H235ZM153 132H154V130H153ZM157 132H159V133H157ZM200 133H199V135H200ZM177 134H178V136H177ZM171 135H173V134H171ZM214 135H215V133H214ZM216 135L212 136V137H217L216 139H220L218 137L219 135H217V136ZM182 136H183V133H182ZM18 137H20V136H18ZM162 138H165V139L162 140ZM201 138H203V139L201 140ZM19 139L20 138H12V140H16V141H19ZM100 139H102L103 142H101ZM104 139H105V141H104ZM129 139H131V140H129ZM159 139H160L161 142L159 141ZM52 140H55V139L52 138ZM91 140H93V141H91ZM107 140L110 143L106 142ZM186 140H187V143H188V145H187L188 148L185 145L186 144ZM232 140L230 142L231 144H232V142H235V140L234 141H232ZM123 141H125V142L132 141L131 142L132 144L129 143L130 144V146H129L130 148H128V146H127L126 149H128V150H126V149H125L126 151L124 150L125 151L124 154L122 153V151H123L122 149L123 148L121 149V147L123 146V145L121 146V144H123L122 143ZM148 141H150V143L153 142V140H151L149 138H148ZM181 141H182V143H181ZM203 141H205V143H207V145L209 144V146L206 147L205 146L206 144L203 145ZM52 142H54V141H51V143ZM56 142H54V143H56ZM125 142H124V144H125ZM237 142H235V144ZM41 143H40V145H41ZM48 143H50V142H48ZM89 143L90 144L92 143V145H90ZM97 143H99V144H97ZM102 143H104V144H102ZM42 144H47V143H46V141L44 143V140H43ZM151 144H149V145H151ZM243 144L241 143V144H239V146L240 145L242 146ZM248 144H249V146H248ZM10 145L12 146L13 144L11 143ZM118 145H120L121 147L118 146ZM132 145H133V147H132ZM236 145L238 147V144H236ZM190 146L195 147L199 151V152L196 151L197 155H195V153H196L195 150L196 149H194L192 151L191 150L192 147L190 149ZM241 146L238 147V148L243 150L244 146H242V147ZM67 147H69V148H67ZM108 147L109 148L112 147V149H111L112 150L111 151L112 154L108 153V152H110V151H108V150H110ZM222 147H224V148H222ZM222 147H220V149L221 150L223 149L225 154H226L227 150H230L228 154H231V152L233 151V150H231L232 148L230 149V147H228V146H227L228 148L226 146H222ZM248 147H249V149H248ZM145 148H147V149H145ZM210 148L207 150L208 152L205 151L206 155L209 154V156H211V157H216V156L219 155V154H217V155L213 156L214 152H212V151L215 150V149L212 147L213 150L211 151ZM217 148L219 149V146H217ZM97 149L98 150L102 149L103 152L100 151L98 153ZM187 149L191 150L190 151L191 153L189 152V156H192L191 154L193 153V158L192 159H189V158H191V157H189L188 158L189 161L186 159L183 163L179 159H177V161H178V162L176 161L177 163L175 162L176 159L174 160V162H171V158L173 156L172 155L173 153H178L179 152L178 153L179 155L178 154H174V155H177L176 157L178 158V157H180V152L183 153V154L184 153L186 154ZM38 150H39L40 153L38 152ZM91 150L92 151L96 150L97 153H96V151L95 152L93 151V155H92L91 154L92 153ZM244 150L247 153V150L246 149H244ZM244 150L243 151L240 150V151L243 154H245ZM209 151L211 153H209ZM215 151H218V150H215ZM94 153H95V155H94ZM219 153H221V152H219ZM101 154H106V155H103L104 157L102 156L103 158L101 159V157L98 156V155H101ZM121 154L125 155L127 160H129V158H130V160L127 162V160H125V157H124V160L126 161L125 162L126 164H124V167L122 166L123 163H124V160L122 161L121 157H123V156H121ZM236 154L237 153H235V155ZM56 156H60V158L56 157ZM96 156H98V157H96ZM170 156H171V158H170ZM47 157H49V159H46ZM108 157H114V159L110 160ZM36 158H37V160H36ZM57 158H59V159H57ZM104 158H105V160L107 159V162L109 161L108 164L110 165V167H112L111 166L112 164H110V163H112L111 161H113V160H116L118 163H121V161H122V165L121 164L119 165L116 162L115 163V167L116 168L113 165L114 168L112 167V168L109 169V168H107L108 164H107V162H105ZM9 159H10V161H9ZM97 159H98V161H97ZM166 159L170 160L169 161L170 164L168 163V161H166ZM197 159H198V161H197ZM24 160L22 159V163L24 162ZM43 160L45 161L44 163H43ZM27 161H31L30 162L31 164L30 163L29 164L32 165L33 167L36 165V161H37V163L42 161V164L39 163V164L36 165L37 174H35L36 173L35 168L32 169L33 168L32 166L31 167L30 166H26V164L29 165ZM192 161H194L192 163V165L194 167L190 164ZM99 162L101 163V167H99L100 166ZM3 163H4V166H3ZM12 163H13V160H12ZM95 163H99V164H96L98 166L95 165L96 166L95 167L94 166ZM103 163L107 164V165H105V167H104ZM40 164H41V166H40ZM176 164H179V165L177 166ZM198 165H200V164H198ZM91 166H92L93 169L91 168ZM120 166H121V169L124 168L126 171L124 169L122 171L120 169ZM173 166H176V167L180 166V169H182L181 167H184V168L182 169L183 171H181L180 173H179V171H174L173 173L169 174V172H171L170 171V167H173ZM189 166L192 167L193 169L194 168L195 169L193 170L191 168L189 170V168H190ZM6 167H7L8 170L6 169ZM23 167H28L29 169H24ZM142 167L144 169L140 170L139 168H142ZM10 168H12L11 169L12 172L10 171ZM37 168H39V170H37ZM102 168H104L103 169L104 171H102ZM156 168H157V170H155ZM186 168H188V170H186ZM94 169H96V170H94ZM150 169L152 171H150ZM16 170H18V171H16ZM40 170H42V172H40ZM134 170H136V172H134ZM148 170H149V172H148ZM153 170H154L155 174H154ZM138 171H140L141 173L138 172ZM19 173L22 176H19ZM233 173H234V171H233ZM7 174L11 175V176H9V179L6 178ZM121 174H122V176L120 177ZM135 174H136V176H135ZM173 174H174V176H173ZM207 175L205 174L206 178H207ZM236 175L237 174H235L234 176H236ZM205 176L204 175L202 176L203 180L204 179L206 180V178H204ZM247 176H249V174ZM134 177H136V178H134ZM11 178H13V179H11ZM24 180L26 182L28 180V182L26 183V182H24ZM5 181L8 182L9 187L6 184L7 182H5ZM241 181L245 182L244 180H241ZM10 182H12L13 185H10L11 184ZM3 184L4 185L6 184L7 186L6 185L4 186ZM151 185H153L152 188H151ZM10 186H11V188H10ZM4 187L7 188L8 194H7L6 189H5L6 193L4 192V190H3ZM9 188H10V190H9ZM142 188H143L144 191L141 190ZM185 188H186V190H185ZM164 189H166V190L164 191ZM154 196H155V198H154ZM145 197L147 198V202L145 201L146 200ZM178 197H180V200L182 199V201H178L177 202L176 200H179V199H175V198H178ZM151 198H152V200H150ZM148 199H149V203H148ZM172 200H175L177 204L180 202V204H182V205L178 204V207H179L178 208L177 204L174 203L175 201H172ZM137 201L139 203H137ZM171 202H172V204H171ZM88 203H89V205H88ZM135 203H137V204H135ZM143 203H144V205H143ZM173 203L176 205L177 209L181 212V214L180 213H178V214H180L181 216L184 215L185 219H183L184 217H181L180 219H178L179 222H177V223L174 222L175 224L172 223V225L170 224L171 226H169V224H168V226H164V227H162V226L155 227V223H153V221L160 222V221H157V220L160 219L162 221V219H164L165 222L168 223V222H171V220H169L171 217L172 218L177 217L176 216V214H177L176 212H178V211L176 210L175 205ZM138 204L139 205L141 204L140 205L141 207ZM170 204L172 205V208L174 206V208H175L174 212L170 211V213H168V214L167 213L163 214L164 209H162V208H165V205L169 206ZM135 205L136 206L138 205V207H135ZM169 207H171V206H169ZM141 208H143V210ZM138 209H140V210H138ZM156 209H158V210H156ZM169 209H171V208H169ZM159 210H160V212H159ZM174 214H175V217H173ZM112 218H113V220H112ZM129 219H131V220H129ZM145 219L149 220V222H150V219H151V222L149 223L147 221V225L145 224V226L143 227L141 223H143L145 221ZM167 219L169 221H167ZM106 220H108V222ZM173 221H175V220H173ZM140 227H141V229H140ZM139 234H140V236H139ZM129 236H131L132 238L131 237L129 238ZM136 236H138V237H136ZM142 236H143V238L140 239V237H142ZM106 238H108V240L110 239L109 242H111V243L113 241L114 244H110L109 242H107L105 240ZM169 238H168V240H169ZM111 239H112V241H111ZM123 243H124V245H123ZM125 243H128L129 245L128 244L126 245ZM120 244H121V246H123V248L120 246ZM137 244H139V245H137ZM118 246L121 247L123 250L122 251H121V249L118 250V248H119ZM124 246H125V248H124ZM127 246H129V247H127ZM19 251H20V254L17 255L16 253L19 252ZM23 251H24V255L22 253ZM116 251L118 252V254H117ZM246 251H249V250H245V252ZM35 253H37V255ZM21 254L23 255V257L20 259ZM117 255H118V257H116ZM164 255H166V256H175L176 253L175 252H172V253L170 252V253H167V254H164ZM16 256H19V257L17 258ZM112 256L116 257L115 260H114V258ZM112 260H114L116 262L113 263L114 261H112ZM137 262H135V263L138 264L139 262L138 263Z\"/></svg>",
	"mask_w": 264,
	"mask_h": 264
},
{
	"label": "flooded vegetation",
	"instance_id": "3",
	"mask_svg": "<svg viewBox=\"0 0 264 264\" xmlns=\"http://www.w3.org/2000/svg\"><path fill=\"white\" fill-rule=\"evenodd\" d=\"M133 1V0H132ZM134 2L135 3H140L142 6L144 5L143 4V2H142V0H134ZM252 4V3H251ZM122 5V4H121ZM121 18H123V14H121ZM262 18H264V15H262ZM133 19L134 20H136L137 19V16H134L133 17ZM76 26H78L77 24H76ZM80 26H81V24H80ZM82 27V26H81ZM147 28V27H146ZM151 28V29H150ZM150 28H147V32L148 33H146V37H148V38H150L151 36H153V29H152V27H150ZM150 29V30H149ZM161 29V28H160ZM141 39H143L144 40V42H145V39L144 38H141ZM143 42V43H144ZM141 43V42H140ZM22 120H24V121H26V120H28V121H31V120H29V118H26V117H24V119H22ZM32 123H33V125L36 127L37 126V124H35L34 123V121H31ZM24 124V123H23ZM27 128H30V127H28V126H25L24 125V128H23V132H26V129ZM12 132H15V128H12ZM8 138H10V137H8ZM12 138V137H11ZM244 250H249L248 248H246V249H244ZM250 251V250H249Z\"/></svg>",
	"mask_w": 264,
	"mask_h": 264
}]
</instances>
